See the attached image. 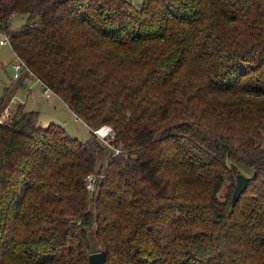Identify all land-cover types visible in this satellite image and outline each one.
Masks as SVG:
<instances>
[{"label": "trees", "instance_id": "16d2710c", "mask_svg": "<svg viewBox=\"0 0 264 264\" xmlns=\"http://www.w3.org/2000/svg\"><path fill=\"white\" fill-rule=\"evenodd\" d=\"M0 20L90 133L0 119V264H264V0H0Z\"/></svg>", "mask_w": 264, "mask_h": 264}, {"label": "rangeland", "instance_id": "374dc122", "mask_svg": "<svg viewBox=\"0 0 264 264\" xmlns=\"http://www.w3.org/2000/svg\"><path fill=\"white\" fill-rule=\"evenodd\" d=\"M135 4H138L140 0H132ZM24 18L20 15L11 19L10 27L14 28L20 25L23 22ZM17 59V56L13 52L9 44H4L0 47V97L3 95L4 86L10 87L11 89L7 90L6 97V106L10 108L8 111L2 112L0 119L4 121L9 115L13 114L19 106V101H24V108L27 110H38L39 120L38 122L41 125H47L52 122L59 123L62 125L66 132L71 136L77 137L79 139H85L89 136V128L84 122H81L79 119H75L74 113L65 106L62 99L57 96L54 92L51 93L49 98H45L43 95L42 88L39 81L36 78H32L28 81L25 89L19 85L18 81L24 80V76L16 79L12 77L13 69L11 63ZM24 84V81H23ZM18 86V87H17ZM17 87V88H16ZM29 88V94L26 95V90ZM15 93V97L12 94ZM15 98V99H14ZM241 173L245 176L252 174V168L242 165L240 167ZM237 180L235 177H225L224 183L217 192V196L220 200H225L227 195H231V191L234 188ZM100 248H97L94 251H98Z\"/></svg>", "mask_w": 264, "mask_h": 264}, {"label": "built area", "instance_id": "2783aa9c", "mask_svg": "<svg viewBox=\"0 0 264 264\" xmlns=\"http://www.w3.org/2000/svg\"><path fill=\"white\" fill-rule=\"evenodd\" d=\"M2 44H9L10 45V34L8 33L7 30L4 29L3 22H2V20H0V46ZM11 67L13 69L12 77H14L16 79L19 77L18 76L19 73L21 71H24V70L27 72V76L29 78L32 79L35 77L33 75V73L31 72V70H29V68L26 66L25 61H23L20 57H17V59L11 63ZM35 78L40 83L44 97L46 99L49 98L51 93H53L51 88L46 86L39 78H37V77H35ZM8 110H9V108L5 107V111H8ZM73 118L78 119L76 114H74ZM93 132L95 133V135L97 137H99L101 140H103L105 142L107 141V139L109 137H112L111 136V128L108 125H102V126L98 127L97 129L93 130ZM262 143L264 145V137H263ZM94 180H95V175L93 173H88L85 176V184H86V187L88 190L94 189V187H95Z\"/></svg>", "mask_w": 264, "mask_h": 264}, {"label": "water", "instance_id": "95a60500", "mask_svg": "<svg viewBox=\"0 0 264 264\" xmlns=\"http://www.w3.org/2000/svg\"><path fill=\"white\" fill-rule=\"evenodd\" d=\"M236 184L231 193V204H235L239 199L241 192L245 189L248 179L243 173L236 175ZM105 249L92 251L88 254V264H105Z\"/></svg>", "mask_w": 264, "mask_h": 264}, {"label": "crops", "instance_id": "0c3cea01", "mask_svg": "<svg viewBox=\"0 0 264 264\" xmlns=\"http://www.w3.org/2000/svg\"><path fill=\"white\" fill-rule=\"evenodd\" d=\"M2 45H4V44H2ZM2 45H1V46H2ZM1 46H0V47H1ZM18 76H19L18 79H19L20 77L24 76V80H23V81H24V84L21 85V86H23V87H24L23 89H25L26 86H27V83H28V81H30V79L27 78L25 71H21V72L19 73ZM19 81H21V79H19ZM23 81H21V82L23 83ZM4 87H7V86H4ZM8 89H11V86L8 87ZM14 94H15V93L12 94L13 97H15V95H16V94H15V95H14ZM28 94H29V88H27V90H26V95H28ZM14 99H15V98H14ZM19 104L21 105V106H20L21 108L25 109V108H24V104H25L24 101H19ZM19 104H18V105H19ZM87 127H88V126H87Z\"/></svg>", "mask_w": 264, "mask_h": 264}]
</instances>
